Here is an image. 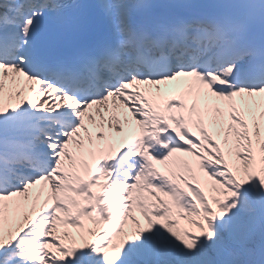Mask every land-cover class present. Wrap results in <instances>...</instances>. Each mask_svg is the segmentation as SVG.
<instances>
[{
  "label": "snow or ice",
  "instance_id": "snow-or-ice-1",
  "mask_svg": "<svg viewBox=\"0 0 264 264\" xmlns=\"http://www.w3.org/2000/svg\"><path fill=\"white\" fill-rule=\"evenodd\" d=\"M0 264H264V0H0Z\"/></svg>",
  "mask_w": 264,
  "mask_h": 264
}]
</instances>
